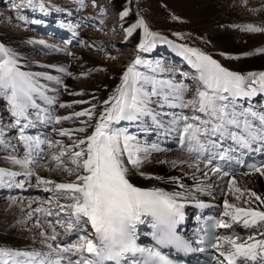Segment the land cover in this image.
Masks as SVG:
<instances>
[{
  "label": "snow or ice",
  "instance_id": "1",
  "mask_svg": "<svg viewBox=\"0 0 264 264\" xmlns=\"http://www.w3.org/2000/svg\"><path fill=\"white\" fill-rule=\"evenodd\" d=\"M28 2L31 4V0ZM241 2L244 3L245 0ZM127 15V11L122 13V16ZM138 27L143 28L145 35V41L140 45L141 49L150 47L157 39L156 34L149 31L142 19ZM243 30L260 32L261 28L250 23L245 25ZM132 31L133 28L130 27L128 33L131 34ZM175 47L180 49L182 55L189 54L185 58L189 59V63L200 73L204 90L198 91L196 98L184 102L186 86H176L171 82L165 85L163 81L149 79L142 73L136 72V65L141 64V60L136 59L122 74V82L116 88L114 95L104 102L103 111L97 114V122L91 125L92 133L86 139L74 142L72 146L80 148L84 145L85 148L73 151L68 161L61 159V156L70 150L67 148L65 153L53 157L57 168H63L69 175L75 174V181L65 183L36 177L40 184L53 186V188L45 187V191L55 190L58 193L57 199L62 197L72 201L67 205H59V212L69 213L67 217L69 227L65 229L66 233L72 231V225L77 226L78 233H85L78 235V240L82 243L68 241L61 245L57 240L60 233L51 226V222L46 221L50 224L52 233L46 236V240L56 241L55 246L51 243L47 244L50 251L45 253L39 250L26 251L0 247V264H7L8 259L12 264H62L65 260L67 264H173L162 249L169 247L177 250L190 249V238L177 231L178 225L184 220V205L179 202L183 193L168 192L157 187L142 188L129 179L131 169H139L150 159L153 152H162L165 149L160 148L156 143L149 145L143 142L126 126L115 125H119L121 121H141L143 117H149L157 128H165L167 123L168 128H175L183 138H186V151L189 153L203 151L205 143L202 142L201 136L210 137L217 132L221 136L227 134L229 138L236 139L244 146H247L250 140H260L264 143V112L245 111L242 107L238 110L235 103L240 97L264 94V72L243 75L223 67L210 56L197 50L183 45ZM260 51L264 52V49ZM18 55L15 50L0 43V97L7 100L10 114L16 118L17 123L21 118L27 122L28 117L33 114L37 119L41 114L50 117V114L37 103V97L49 104L53 103L54 99L46 96L47 89L38 83L37 77L40 74L21 70ZM60 71L65 70L61 68ZM44 78L54 79L52 76ZM56 83L61 81L56 80ZM145 84L151 85L150 90H145ZM153 96L161 97L155 101L161 108L165 104L169 107H177L178 105L171 101L179 99L182 101L180 107H191L199 113H204L208 119L201 120L198 115L191 119L186 115H174L166 122L164 119L166 114L149 107L153 102L151 100ZM59 106L70 107L63 104ZM30 109H34L35 112H30ZM93 114L95 107L74 115L87 116L91 120ZM55 119L59 123L61 120H71L72 117H55ZM196 121L200 122L199 126ZM203 125H211V127ZM232 128L237 129L239 135L233 132ZM149 130H152L151 125L139 131ZM75 131L83 132L85 128ZM60 135L71 138L72 132L64 130ZM11 162L19 164L22 168H29L32 163L31 160ZM69 164L75 166V172L72 167L67 166ZM172 164L175 165L176 161H172ZM41 167H50V165H41ZM196 167H199L198 164ZM253 170L264 176V166L254 167ZM212 171L215 173L221 170L214 168ZM19 175L31 177L34 173L30 169L20 173L0 168V184H3L6 178L10 183ZM140 175L153 178L146 173ZM235 183V180L231 181V184L235 185ZM234 191L241 190L235 188ZM251 196H255L257 200L261 199L254 192ZM224 207L229 209L233 206L225 201ZM34 211L41 212L45 217L59 215V212L45 211L40 207ZM225 215L231 216L233 223H242L245 228H254L256 234L262 238L257 240L255 235L249 233L247 240L240 244L228 238L229 248L220 250V255L225 257L228 264H234V258L237 256L242 258L241 264L245 261L247 264H252L257 256L261 257L259 264H264V211L235 208L231 213L226 211ZM149 217L151 219L146 221L145 218ZM146 222L154 229L152 232L156 245L154 247H145L137 243V226ZM55 223L59 224L61 221L57 220ZM217 226L230 227V224L219 221ZM226 251L227 255H225ZM65 253H70L76 259L65 256Z\"/></svg>",
  "mask_w": 264,
  "mask_h": 264
},
{
  "label": "rangeland",
  "instance_id": "2",
  "mask_svg": "<svg viewBox=\"0 0 264 264\" xmlns=\"http://www.w3.org/2000/svg\"><path fill=\"white\" fill-rule=\"evenodd\" d=\"M258 2L261 3L264 0H245L244 3L241 0H31V4L28 0H0V41H2L0 43L19 54L18 62L23 63L21 65L23 71L34 74L38 70L45 69L55 73L50 70L53 64H50L48 58L54 54L65 59L64 62H58L60 67L58 71L66 68L64 70L67 73V77L62 76L61 71H59L60 75L57 74L56 80H60L61 83H56V80L46 83L45 79L37 77L38 83L47 89L45 95L53 98L54 102L51 103V108L47 106L50 105L49 103L37 97V103L44 110L46 108L49 110L50 117L40 116L33 122V127L36 128V132L45 134L50 143L45 144V151H43L44 148L41 150L42 153L40 151L38 163L32 165L30 170H37L38 174L41 172L42 176L49 179L57 177L67 182L75 181V174L69 175L63 168H57L53 157L65 153L67 148L70 150L62 155L61 159L68 161L73 151H79L82 148V145L80 148L72 146L74 142L83 139L90 132L93 120L99 114L100 106L104 107V102L114 95L116 88L122 82V74L136 59L141 60V64L135 67L136 72L142 73L149 79L163 81L165 85L168 83L166 80H169L175 82L176 86H186L184 102L196 98V93L204 88L200 73L189 63V59L185 58L189 54L182 55L180 49L175 47L177 45L208 55L223 67L240 74L264 72V70L250 71L249 66L255 56L253 53L248 55L243 51L250 39L264 38V5L257 7ZM124 11L128 12L127 16H122ZM141 19L144 20L149 31L157 36L155 42L150 47L146 46L145 49L140 47L144 41L138 43L134 40L136 36L132 37L134 34L139 37L140 34L144 35L143 28L138 27ZM250 23L258 25L261 31H244V26ZM130 27L133 28L131 34L128 33ZM229 36L235 39L233 45H228ZM259 45L264 47V41ZM256 54V58L264 57V52ZM190 58L195 59V57ZM45 85L53 88L48 90V86ZM144 88L150 90L151 85L145 84ZM157 99L161 97H151L153 102L150 105H156L158 107L156 111L168 113L166 116L171 117L169 115L171 109L167 104L161 108L155 103ZM78 101H85V103H78ZM181 103L182 101L179 100V105ZM235 103L244 108L263 110L264 94L259 93L253 101L237 99ZM61 104L70 105V107H60ZM156 106L153 109H156ZM92 107H95V114L91 120L87 116L74 115ZM32 110L29 111L32 112ZM50 111L53 112V116ZM175 112L177 115H186L190 119L197 115L201 117V120L208 119L204 113H199L191 107L178 106ZM65 116L72 119L56 122L55 117ZM46 121L48 123L45 124ZM142 121H147L145 125L142 124L144 127L151 125V129L153 128V125L148 122V117H143ZM124 122L121 121L116 126L124 127L126 125ZM20 123L21 119L19 123H16V118L10 114L7 100L0 97V129L5 131L0 141L8 145L21 143L22 132L17 129V127L20 128ZM196 123L200 125L199 121ZM79 128H85V131H75ZM64 130L72 132L71 138L60 135V132ZM129 131L139 136L136 130L129 129ZM175 137H168V146H177L179 140ZM3 147L5 146L0 145V152L7 151ZM169 150L174 149L153 152L150 159L141 167L151 164ZM14 160L29 159L23 151H18L14 154ZM40 164L50 165V167H41ZM67 166L76 171L74 165ZM17 177L14 183H20L21 187L25 188L1 190L0 198H15L23 204L29 201L34 202L33 206L28 207L21 214L22 219L28 221L21 225L20 230L32 234L42 226L48 231L50 225L48 222H51V225L60 233V238L64 239L60 241L61 245L68 241L82 243L78 240V235L85 233H78L76 225H72V231L66 233L65 229L69 227L67 222L69 213L59 212V205H67L72 201L62 197L57 199L58 193L55 190L45 191V187L53 188V186L40 184L34 176L30 182L26 178L23 182L21 179L23 175ZM2 189L6 188L2 187ZM37 207L45 211L59 212V215L43 216L44 218L39 219L38 213L34 211ZM0 216H5L3 208ZM57 220L61 223H55ZM88 228L90 231V226ZM244 233L239 232L237 237L240 238ZM31 238L42 242L39 235Z\"/></svg>",
  "mask_w": 264,
  "mask_h": 264
},
{
  "label": "bare ground",
  "instance_id": "3",
  "mask_svg": "<svg viewBox=\"0 0 264 264\" xmlns=\"http://www.w3.org/2000/svg\"><path fill=\"white\" fill-rule=\"evenodd\" d=\"M261 5H264V2L257 3V7ZM217 35L223 36L221 34H217ZM132 37L133 38L135 37L134 40L138 43L141 41H145V35L142 36L140 34L139 37L137 34L136 35L134 34L132 35ZM234 41L235 39L229 36L228 45H233ZM263 41H264L263 37L252 38L248 41L246 48L243 50L245 51L246 54L249 55L253 53L255 56L254 61L249 66V70L252 72L257 70H264V57L256 58L257 57L256 53L260 54V52H262L260 50L264 49L263 46L260 47L259 45L263 43ZM27 51H29V48H27ZM48 60L50 64H53V67L50 70H52L55 73L49 72L45 69H41L35 72L34 74H40L38 77H42L43 79H45L44 78L45 76H52L54 77L53 80H56L58 77L57 74L60 75L61 73L62 76L67 77L66 70L63 72L61 71V73L59 72L60 70L58 71V69L60 68L58 62L59 61L64 62L65 61L64 58L58 57L53 54L48 58ZM22 64L23 63H21L20 65ZM21 70L23 71L22 67ZM45 81L46 83H49L51 80L45 79ZM166 82H171V84L176 85V83L173 81L166 80ZM45 86H48V90L51 89L52 87L50 85H45ZM258 94L259 93H257L255 97ZM247 98L250 97H240L237 99L245 101V99ZM172 103L179 106V99H175ZM47 106L52 108L51 104ZM154 106L150 105L149 107L154 108ZM177 107L168 106V108L171 109V111H169L170 112L169 115L171 117H167L165 115L164 119L166 122L171 120L174 115H177V113L175 112ZM237 107L239 109L241 108V106H237ZM157 108L158 107L156 106L155 110H157ZM99 109H100L99 113H101L104 107L100 106ZM243 110L264 112L261 110H256V109L251 110L246 108H243ZM46 112L47 113L49 112L47 108H46ZM50 113L53 116V112L50 111ZM30 117H34V114L30 115ZM41 117H46V116L44 114H41ZM36 119L37 117H34L32 119L28 118V121L25 122L24 119L21 118V123L19 125L20 128L17 127V129L23 131L21 143L19 142L15 145H8L5 142L0 141V145L5 146L3 148L7 149V151L5 152L4 151L0 152V168L7 169L9 171H17L20 173H25L31 168L32 165L34 166V164L38 163L37 161L38 158L40 157V148L45 144L50 143V141L45 136V134L36 133L35 130L36 128L33 127V122L36 121ZM148 119H149L148 122L151 123L149 117ZM96 122H97V118L93 120V124ZM44 123H48V121ZM125 124L126 125L130 124V126H126ZM134 124L135 125L138 124L139 126L135 127L133 126ZM142 124L144 123L141 121H137L135 123L134 122L130 123L126 121L124 122V125L128 127L130 130H136V133H139L138 138L141 139L143 142L149 145L156 143L159 145L160 148L174 149V150H169L165 152V154L158 157L154 162L148 164L146 167H140L139 169H131L129 174L130 182H133L136 186L142 188L157 187L168 192L183 193V196L180 198L179 202L184 205L183 207L184 216L187 215V213L190 212V210L192 209L190 203H192L193 201H203V200L214 201L216 204L215 206H207L208 208H204L202 210L197 211L194 225L188 227V225L182 221L179 227L185 229L187 235H191L192 232H189V229L191 227H194L195 229L199 228V219L201 216H203L206 212L217 214L222 219L223 222L230 224V227H223L222 229L223 239L219 240L217 243V252L219 254H220V250H227L229 248V245L227 243L228 238L234 239L237 244L245 242L247 239L246 240L244 239L247 238L249 233L255 235L257 240L262 238L256 234L254 228H245L242 223H233L231 220V216H226L225 212L228 211L231 213L234 211L235 208L264 211V203H261V201H264V176L260 175L258 172L255 171L245 173L242 171L239 164V159L242 158V156L249 153L252 154L254 152L260 153L264 148V143H262L260 140H250L249 144L247 146H244L243 144L239 143L236 139L229 138L227 134L221 136L220 133L217 132L216 134L211 135L210 137H205L203 135L201 136L202 142L205 143V149L203 151H193L189 153L186 151V138H183L181 136V133L178 132L175 128H168L167 123L165 128H157L156 125L151 123L153 125L152 129L154 131L149 130L147 132L139 131L140 129L147 128L144 127ZM256 126L258 127V125ZM92 131L93 128L91 127L90 132L85 137L83 136L84 137L83 139H86L92 133ZM232 131L237 133V135H239V131L237 129L232 128ZM0 133H2L0 137H3V135H5V131H3L2 129H0ZM155 136H157V138H155ZM167 137L177 138L179 140L177 146L176 147L168 146L169 140ZM37 140L39 141L38 143L36 142ZM82 148H85V146L82 145ZM18 151H23V153L28 156V159L32 161L29 168H22L19 164L16 165L11 162L14 160V154ZM212 160H216L217 163L216 164L212 163L211 162ZM172 161H176V164L173 165ZM226 161L232 162L234 169L233 174H226L222 170ZM197 164L199 166L198 168L196 167ZM262 166H264V162ZM214 168H220L221 171L214 173L212 171V169ZM31 171L34 173L33 175L34 177L39 176L43 179L67 183V181L61 180L60 178L57 177H53V179L45 178L44 176H42L41 172L38 174L37 170H31ZM140 173H146L149 177H153V178H146L144 175H140ZM204 173H207V175H204ZM216 175L219 176L216 177ZM33 176L27 177L23 175L21 179L23 182L25 181L24 178H26L29 181H32ZM17 178L18 177L12 179L10 183L7 181L6 178L5 182L3 184H0V191L1 190L11 191L17 187L20 188L21 186L18 185L20 183L18 184L14 183V181ZM232 180L236 181L235 185L231 184ZM181 185H183V187H181ZM2 187L6 189H2ZM235 188H239L241 191L235 192L234 191ZM217 189H219L220 191L218 190L216 192ZM253 192L256 193L258 196H260L261 199L257 200L255 196H251V193ZM237 197H239V199H237ZM225 201H227V203L233 207L229 209H225L224 207ZM33 203H34L33 201H29L23 204L19 202V200L11 197L0 198V211L2 208L5 210V216H0V247L5 249H13V250L16 249L26 250V251L39 250L46 253L50 251L47 248V244L51 243L55 246L56 241L46 240V236L52 234L50 225L48 231H46V229L41 226L39 230L35 229L36 231H34L32 234H28L20 230L21 225L26 224L28 221L27 219H22L21 214H23L25 209L33 206ZM37 213L39 215V216L37 215L39 219L44 218L43 217L44 215L42 213L40 212ZM145 219L147 221L150 220L151 218L149 217ZM146 225L149 227L151 226V224L147 222ZM138 226H141V224ZM143 229L144 228L141 229L142 234L146 232ZM151 230H153L152 227L150 228V231ZM237 230L238 231L244 230L245 233L240 238H238L237 236H234ZM41 233H44V235H42ZM195 234L196 232L194 233V235ZM36 235L40 236L42 242H39L37 240L35 241L33 240V238H31V237H36ZM57 240L63 241L64 239L60 238L59 235L57 237ZM64 255L70 257L68 253H65ZM86 255H90V254L86 253ZM225 255H227V251L225 252ZM221 257H222L221 264H224V261L227 260L225 259L224 256ZM17 259H22V258H17ZM260 259L261 257L257 256L256 259L252 261V264H259ZM239 260H240L239 264H241L242 258L239 257ZM7 264H12V261L8 259ZM62 264H67V261L66 260L62 261ZM244 264H247V262L245 261Z\"/></svg>",
  "mask_w": 264,
  "mask_h": 264
}]
</instances>
